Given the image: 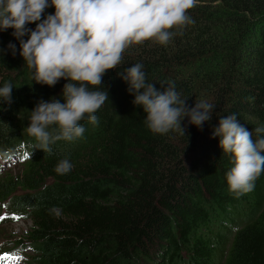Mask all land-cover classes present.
<instances>
[{"label": "trees", "instance_id": "16d2710c", "mask_svg": "<svg viewBox=\"0 0 264 264\" xmlns=\"http://www.w3.org/2000/svg\"><path fill=\"white\" fill-rule=\"evenodd\" d=\"M54 13L49 6L41 21ZM188 15L195 23L173 29L166 45L149 40L124 52L102 78L108 101L98 122L85 115L83 135L50 144L51 153L27 127L39 101L64 103L69 81L36 83L14 30H0V87L13 86L11 103L0 102V169L11 159L22 164L0 177V204L9 218L30 222L19 242L30 264H264V171L251 192L230 191L234 158L213 136L220 118L235 115L254 142L264 139L255 132L264 128V0H197ZM135 64L147 83L174 85L190 107L208 67L224 66L209 78L211 121L201 130L185 117V135L153 133L123 78ZM65 158L72 168L61 175L55 169Z\"/></svg>", "mask_w": 264, "mask_h": 264}, {"label": "clouds", "instance_id": "9594fccd", "mask_svg": "<svg viewBox=\"0 0 264 264\" xmlns=\"http://www.w3.org/2000/svg\"><path fill=\"white\" fill-rule=\"evenodd\" d=\"M197 0H0V30L13 29L20 42V55L34 70L36 83L54 86L66 79L64 103L39 101L31 111L27 133L39 149L51 153L50 144L59 140L73 141L85 129L79 123L85 115L93 124L95 113L106 101L108 93L100 86L104 74L121 64L124 52L132 45L153 40L166 45L181 29L195 21L188 15ZM49 6L55 13L41 21ZM39 21V23H37ZM36 23L35 30L26 25ZM29 35L27 41L23 40ZM8 48L15 54L16 46ZM143 65L125 69L123 78L135 95L134 104L146 113L148 128L156 134L176 130L185 135L181 121L187 117L191 125L202 130L210 122L214 105L206 101L187 104L169 86L163 91L147 83ZM13 86L0 87V102L11 103ZM102 89V90H90ZM55 125V127H50ZM257 134L264 128H256ZM253 133L243 127L235 115L220 118L213 136L220 138L223 153H230L234 166L227 173L229 190L242 195L254 189V182L264 171V139L253 141ZM72 168L62 159L55 169L66 174Z\"/></svg>", "mask_w": 264, "mask_h": 264}, {"label": "rangeland", "instance_id": "374dc122", "mask_svg": "<svg viewBox=\"0 0 264 264\" xmlns=\"http://www.w3.org/2000/svg\"><path fill=\"white\" fill-rule=\"evenodd\" d=\"M227 27L228 28H226L223 33L226 37L229 38L234 33V26L227 24ZM211 62L212 60H209V63ZM221 67L222 68L219 67L218 69H215V66H209L208 68L212 72H209L206 78L200 79L197 82V97L194 100V107L195 103L201 100L208 103L212 101L213 85L209 81V78L212 77L213 72H217L219 71V69L220 71L225 72V69H223L224 66ZM21 165L22 164L20 161H15L14 159L2 163L0 169V177L6 174L14 175L16 173H19L21 170ZM9 217L10 216L4 214V208L0 204V257L7 254V257H10V259L13 260V263L11 264H30L32 254L29 252V254L25 252V249L22 245L19 244V242L25 238V233L28 231L31 224L28 220H13Z\"/></svg>", "mask_w": 264, "mask_h": 264}, {"label": "snow or ice", "instance_id": "6c2138e0", "mask_svg": "<svg viewBox=\"0 0 264 264\" xmlns=\"http://www.w3.org/2000/svg\"><path fill=\"white\" fill-rule=\"evenodd\" d=\"M24 159H25V160L28 159V155H27V154H25ZM0 258H3V257H0Z\"/></svg>", "mask_w": 264, "mask_h": 264}]
</instances>
